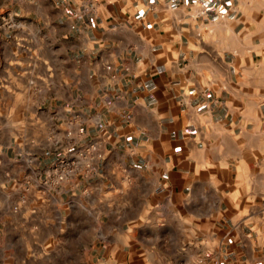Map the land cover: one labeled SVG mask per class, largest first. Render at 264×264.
<instances>
[{
  "label": "crops",
  "instance_id": "0c3cea01",
  "mask_svg": "<svg viewBox=\"0 0 264 264\" xmlns=\"http://www.w3.org/2000/svg\"><path fill=\"white\" fill-rule=\"evenodd\" d=\"M91 141L94 174L44 190ZM76 249L264 264V0H0V264Z\"/></svg>",
  "mask_w": 264,
  "mask_h": 264
},
{
  "label": "built area",
  "instance_id": "2783aa9c",
  "mask_svg": "<svg viewBox=\"0 0 264 264\" xmlns=\"http://www.w3.org/2000/svg\"><path fill=\"white\" fill-rule=\"evenodd\" d=\"M86 9L83 10L85 12ZM203 14L201 7H197L194 18ZM220 18L222 15L219 16ZM108 68V67H106ZM69 125V124H68ZM71 131L67 130L65 136L70 138ZM102 158L100 143L91 141L75 149L69 156L56 157L49 166L41 186L46 191L58 190L64 185L69 184L74 176L89 178L96 171V163ZM32 160L29 159V162ZM19 203H23V199ZM18 210V206L12 208L13 212ZM193 264H205L198 259Z\"/></svg>",
  "mask_w": 264,
  "mask_h": 264
},
{
  "label": "rangeland",
  "instance_id": "374dc122",
  "mask_svg": "<svg viewBox=\"0 0 264 264\" xmlns=\"http://www.w3.org/2000/svg\"><path fill=\"white\" fill-rule=\"evenodd\" d=\"M66 252L56 251V250H44V251H32L28 252V257L41 259H46L45 263L40 264H61L62 258L65 257ZM75 264H83L84 252L82 250H75L73 252Z\"/></svg>",
  "mask_w": 264,
  "mask_h": 264
}]
</instances>
